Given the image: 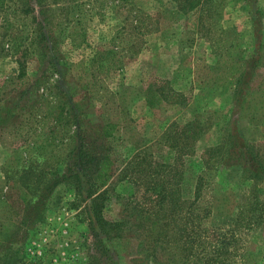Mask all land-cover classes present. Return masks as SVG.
Returning a JSON list of instances; mask_svg holds the SVG:
<instances>
[{
	"label": "rangeland",
	"instance_id": "obj_1",
	"mask_svg": "<svg viewBox=\"0 0 264 264\" xmlns=\"http://www.w3.org/2000/svg\"><path fill=\"white\" fill-rule=\"evenodd\" d=\"M182 2L0 0V264H94L77 173L96 182L97 156L118 264H264V179L227 159L240 115L264 161V0ZM255 53L239 113L225 61Z\"/></svg>",
	"mask_w": 264,
	"mask_h": 264
},
{
	"label": "trees",
	"instance_id": "obj_2",
	"mask_svg": "<svg viewBox=\"0 0 264 264\" xmlns=\"http://www.w3.org/2000/svg\"><path fill=\"white\" fill-rule=\"evenodd\" d=\"M200 3L201 0H183L180 8L183 12L188 13L191 10L196 9ZM255 19V22L258 25L257 30H259V22L261 21L258 17ZM256 38L258 42L257 33ZM259 47H261V43L259 44ZM262 58L263 57L256 53L253 54L248 60L247 67L241 72L239 63L232 64V71L230 73L231 77H235V74L237 73L239 74L236 78H234V89L232 90L234 106H236V109L239 113L242 111V109L248 107L247 104L252 101V95L255 92L252 90V81L257 75ZM227 76L229 75H226V77L224 76V78H227ZM257 91L264 95V83L258 85ZM156 94V101L158 104L162 103L163 100L159 96L158 91H156ZM147 103L149 107L156 106L154 99L152 98H147ZM260 103L261 106L264 107V100L260 101ZM240 119L241 116L239 115L233 121L232 129L227 132V142L228 144L230 143L229 150L227 151L229 154L227 159H233L235 155H242L243 158H239L238 161L241 162V166L243 167L246 176H251V179L262 180L264 179V161L259 156V154L255 152L253 144L247 141L242 134V125L240 123ZM115 130L116 125L114 123L103 125V137L107 138L113 136ZM217 148L218 147H213L208 150L214 152L217 151ZM93 162L96 166V169L94 170L97 176L96 182L93 181L92 177L82 176L83 169L81 165H79V170L82 172L77 174H79L80 178L78 183V191L82 196L81 200L85 203V211L91 221V228L97 239V251L99 255H97V259L95 257L94 264H118V262L115 260L111 245V240L115 235V231L118 230V226L114 223H108L104 220L103 207L107 196L105 191H101L109 177V169L111 165L110 158L109 156H97L93 159ZM204 179L205 177L202 175L197 177L195 185V193L197 196H199L198 193L200 194V190L204 184ZM260 204L264 205V201L260 202ZM260 211L264 212V208ZM32 219L35 218L32 217ZM7 231H10L7 226L0 227V245L4 243L1 241V239L2 237H7Z\"/></svg>",
	"mask_w": 264,
	"mask_h": 264
},
{
	"label": "crops",
	"instance_id": "obj_3",
	"mask_svg": "<svg viewBox=\"0 0 264 264\" xmlns=\"http://www.w3.org/2000/svg\"><path fill=\"white\" fill-rule=\"evenodd\" d=\"M180 5H181V3H179ZM233 3L231 2L230 3V5H232ZM205 5V0H201V3H200V5L198 6V8L200 9V8H202L203 6ZM191 11H195V9L194 10H191ZM190 11V12H191ZM182 12V15L184 16V15H186V13L185 12H183V11H181ZM190 12H188V14L190 13ZM185 13V14H184ZM179 14H181V13H179ZM178 15V14H177ZM181 15V17H183ZM177 18H178V16H177ZM180 19H178L177 21H179ZM232 48L233 47H229L228 48V52L230 53L231 52V50H232ZM181 56L182 55H180V54H178V53H175V55H174V57H175V59L178 61V69L181 67V66H179L180 64H181ZM242 55H240V57H241ZM242 58H239V60H235V59H231V58H227L226 59V61H225V64L227 65H225V69H228V72L226 71L225 73H224V75H223V77L225 76L226 77V75H229V76H227V78H224V84L225 83H227V85H229V86H231V85H233V81L235 80V79H233L234 77H231V71H232V69H231V67H232V64H235V63H239V65H240V72L243 70V69H245L246 67H247V57H245V59L243 60V61H245V65H244V62H243V67H242ZM191 70H193V68L191 69ZM175 71V70H174ZM176 72H177V70H176ZM239 74L237 73V74H235V78L238 76ZM226 85V84H225ZM234 86V85H233ZM232 90V89H231ZM230 97H231V95H230ZM231 101V100H230ZM242 130H243V128H242Z\"/></svg>",
	"mask_w": 264,
	"mask_h": 264
}]
</instances>
